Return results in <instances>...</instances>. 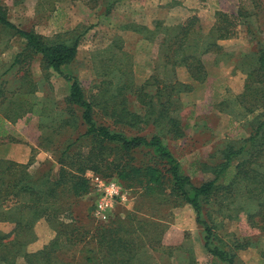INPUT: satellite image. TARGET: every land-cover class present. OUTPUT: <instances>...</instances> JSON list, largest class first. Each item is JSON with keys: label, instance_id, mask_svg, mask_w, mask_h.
<instances>
[{"label": "rangeland", "instance_id": "1", "mask_svg": "<svg viewBox=\"0 0 264 264\" xmlns=\"http://www.w3.org/2000/svg\"><path fill=\"white\" fill-rule=\"evenodd\" d=\"M184 1L0 0V6L7 19L20 29L32 30L48 39L79 37L75 61L64 73L77 78L86 96L96 94L103 80L111 81V85H102L113 93L118 83L114 76L118 67L125 70L133 87H143V92L149 94L144 99L149 103L141 104L136 95L125 91L129 111L139 115L142 121L136 128L114 125L112 119L100 112L95 115V121L129 136L159 135L183 173L193 184L199 185L214 177L227 146H241L256 125L264 121V104L253 110L240 104L247 84L246 72L251 68L250 62L245 61H249L258 47L251 41L252 34L246 25H236L234 35L217 42L221 46L219 50L210 48L201 55L205 77L195 81L186 67L171 65L165 57L168 36L172 37L173 28L195 15L203 31L200 45L203 43L206 49L213 39L210 31H214L212 27L219 21L215 15L224 13L234 17L242 15L243 21L251 22L249 29L264 45V0L260 11L254 10L251 0H197L196 4H184ZM111 2L114 5L107 13L105 7ZM258 12L262 13L251 15ZM24 46L21 38L0 26V87L6 88L0 97L5 100L0 105V119L8 136L17 140V144L31 148L30 159L22 165H29L28 171L34 173L41 168H53L55 146L73 140L85 127L74 130L70 126L75 121L65 104L70 83L54 72L45 76L39 58L32 61L28 69L36 91L27 93L31 86L27 78H21L26 68L20 71L19 66H11L14 56ZM104 70L107 76L102 74ZM8 101L28 103L25 108H31L32 114L13 124L6 122L1 111L8 107ZM160 103L166 104L168 115L180 122L184 131L181 138H175L165 123L157 119ZM75 113L79 117L80 113ZM56 125L62 128L55 132L54 147L39 148L41 139L51 134ZM130 155L131 164L135 166L157 165V159L147 149H137ZM236 163L237 160L233 165ZM232 172L230 169L227 181L232 178ZM127 191V201L119 206L118 216L123 218L125 213H136L139 219L147 221L136 226L142 229L140 233L128 236L133 240H137L138 235L142 237L143 261L138 264H225L206 252L203 230L197 225L194 212L188 205L179 204L168 190L161 194L132 187ZM93 202L92 195L71 202L78 225L88 229L94 226L88 217ZM227 202L224 201V205ZM228 208L220 211L213 200L205 207L204 218L213 228L215 244L229 251L234 264H264V232L251 228L243 212L237 214L231 210L232 206ZM12 229V224L0 222L1 232ZM30 229L34 240L27 246L25 255L41 250L55 236L43 219L32 224ZM78 249H70L67 255L77 254ZM14 264H26L25 257L16 258Z\"/></svg>", "mask_w": 264, "mask_h": 264}, {"label": "trees", "instance_id": "2", "mask_svg": "<svg viewBox=\"0 0 264 264\" xmlns=\"http://www.w3.org/2000/svg\"><path fill=\"white\" fill-rule=\"evenodd\" d=\"M251 1L254 10H263V0ZM113 5L111 2L105 7V11L108 13ZM261 13L251 15L257 16ZM215 16L219 21L212 27L215 32L210 31L213 39L206 49L203 48V43L200 45L203 31L199 19L193 15L173 28L174 35L168 36V52L165 57L171 65L186 67L195 81H202L205 72L201 55L210 48L219 50V40L234 35L236 25H246V29L252 34L251 41H255L258 49L249 57V61H245L250 62L251 68L246 72L247 84L245 92L240 96V104H246L245 108L253 110L264 104V45L255 36L256 33L249 29L251 22L243 21L242 15L234 17L217 13ZM0 26L12 31L25 42L23 50L14 56L11 66H19L20 71L26 68L21 78H27V84L31 86L27 93L36 91V85L29 78L28 69L31 62L39 58L45 76L48 72H54L70 83L65 100L67 112L75 120L70 126L74 130L79 126L85 127L73 140L55 146L53 168H41L31 173L27 164L0 159V222L13 225V229L7 233L0 231L1 263L14 264L18 257H25L26 264H138L143 261V245L140 244L142 237L138 235L137 240L128 237L138 231L140 233L142 229L136 226L147 223L146 220L139 219L136 213H125V217L121 218L118 216L117 207L109 222L101 224L91 217L92 204L88 217L94 226L88 229L87 226L78 225L71 202L90 195L91 187L86 177L88 171L104 178L113 177L126 189L139 187L145 192L161 194L168 190L169 195L175 197L179 204H186L192 209L197 225L203 230V246L206 252L219 262L234 264L229 251L215 244L213 228L204 218V210L210 200L217 203L222 212L230 209L229 206L237 214L243 212L245 221L251 228L264 232V121L256 125L241 146L225 148L223 162L214 171L212 179L195 185L183 173L179 162L164 146L159 135L129 136L95 121L94 117L98 112L112 119L114 125L136 128L142 121L139 115L129 111L125 91L136 95L141 104L149 103L144 101L149 94L143 92V87H133L131 79L128 81L126 78L125 70L118 67L117 74L114 75L117 76L118 83L114 86L113 93L102 85H111V81L103 80L98 92L88 97L77 78L64 73V69L75 61L80 44L79 37L66 40L48 39L32 30L20 29L7 19L1 6ZM102 74L107 76L108 72L104 70ZM4 90L5 87H0V97ZM4 101L0 99V105ZM7 104L8 107L1 111V117L6 122L13 124L32 114L31 108H25L28 103L24 101H8ZM160 104L157 119L165 123L168 132L175 138L184 136L180 122L168 115L166 104ZM77 111L80 113L79 117L75 113ZM63 124L67 125L68 121H63ZM61 128V125H56L51 129V134L41 139L37 146L45 150L53 148L55 132ZM5 141L18 142L8 136L0 119V145ZM137 149L151 152L157 159V165L131 164L130 154ZM235 160L237 163L233 165ZM230 169L233 171L232 178L227 181ZM224 201H228L227 204L224 205ZM227 216L232 218L230 214ZM42 219L49 223L55 236L41 250L25 255L27 246L34 240L30 226ZM76 247H79L77 254L67 255L70 249ZM62 255L64 256L61 257Z\"/></svg>", "mask_w": 264, "mask_h": 264}, {"label": "built area", "instance_id": "3", "mask_svg": "<svg viewBox=\"0 0 264 264\" xmlns=\"http://www.w3.org/2000/svg\"><path fill=\"white\" fill-rule=\"evenodd\" d=\"M93 196L91 217L97 223L105 224L113 217L117 207L127 201L128 191L115 178H104L92 172H87Z\"/></svg>", "mask_w": 264, "mask_h": 264}, {"label": "crops", "instance_id": "4", "mask_svg": "<svg viewBox=\"0 0 264 264\" xmlns=\"http://www.w3.org/2000/svg\"><path fill=\"white\" fill-rule=\"evenodd\" d=\"M184 1V0H183ZM197 0H185L184 4L195 3ZM18 142H4L0 145V158L12 160L17 163H27L31 156V148ZM30 146L34 147L30 144Z\"/></svg>", "mask_w": 264, "mask_h": 264}]
</instances>
